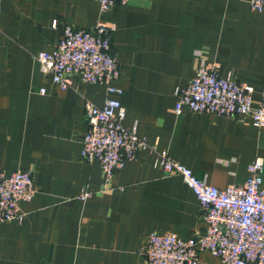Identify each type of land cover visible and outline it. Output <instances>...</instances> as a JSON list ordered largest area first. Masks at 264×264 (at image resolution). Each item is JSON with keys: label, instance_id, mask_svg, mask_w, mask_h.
I'll return each instance as SVG.
<instances>
[{"label": "crops", "instance_id": "obj_1", "mask_svg": "<svg viewBox=\"0 0 264 264\" xmlns=\"http://www.w3.org/2000/svg\"><path fill=\"white\" fill-rule=\"evenodd\" d=\"M98 25L114 28L121 74L112 85L121 94L77 80L58 89L36 55L52 51L64 27ZM202 64L251 86L254 102L264 98V16L248 0H130L103 14L95 0H0V168L31 173L35 192L19 205L22 222L0 224V264H144L138 249L148 235L203 232L196 197L179 176L153 167L157 154L225 189L243 184L256 159L264 170V128L174 114L175 91ZM108 97L149 148L106 183L80 150L84 102L102 107ZM83 192L91 196L80 201ZM199 264L219 262L202 254Z\"/></svg>", "mask_w": 264, "mask_h": 264}, {"label": "built area", "instance_id": "obj_2", "mask_svg": "<svg viewBox=\"0 0 264 264\" xmlns=\"http://www.w3.org/2000/svg\"><path fill=\"white\" fill-rule=\"evenodd\" d=\"M100 13H107L130 0H95ZM250 10L264 16V0H248ZM55 26V23H54ZM112 26L98 25L89 30L64 27L61 38L50 52L38 53L35 61L42 75L64 91L73 80L102 85L108 95H120L112 84L120 78L121 67L111 48ZM44 89L40 94H44ZM254 90L218 74L216 64L200 65L184 88L175 91L173 112L210 114L226 119H248L258 130L264 128V98L253 100ZM87 131L81 139L80 159L97 162L109 183L124 164L139 152L147 151L146 140L137 127L123 126L125 116L119 100L108 97L102 107L84 102ZM167 176H179L199 204L203 232L182 239L174 234L148 235L138 249L144 264H199L202 254L219 264H264V170L256 159L247 167L243 184L218 189L196 178L192 171L171 160L165 152L153 163ZM33 178L29 172L5 176L0 168V224L24 219L20 203L34 197ZM83 192L80 201L90 197Z\"/></svg>", "mask_w": 264, "mask_h": 264}]
</instances>
